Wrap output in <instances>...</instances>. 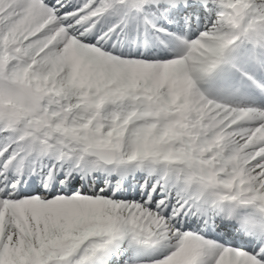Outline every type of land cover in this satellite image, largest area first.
<instances>
[{"label":"snow or ice","instance_id":"1","mask_svg":"<svg viewBox=\"0 0 264 264\" xmlns=\"http://www.w3.org/2000/svg\"><path fill=\"white\" fill-rule=\"evenodd\" d=\"M0 264H264V0H0Z\"/></svg>","mask_w":264,"mask_h":264}]
</instances>
